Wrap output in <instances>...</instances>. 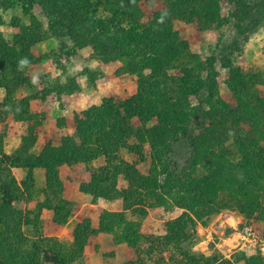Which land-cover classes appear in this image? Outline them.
Masks as SVG:
<instances>
[{"label":"rangeland","instance_id":"obj_1","mask_svg":"<svg viewBox=\"0 0 264 264\" xmlns=\"http://www.w3.org/2000/svg\"><path fill=\"white\" fill-rule=\"evenodd\" d=\"M92 1L93 6L86 12L74 8L78 7L76 5H71L66 12L50 0H0V46L11 54L9 63L5 61L6 64L0 67V80L13 76L17 69L19 83H22L12 92L0 89V133L5 137V154L17 155L18 158L24 156V163H38L46 148L61 149L66 138L74 140L73 147L80 148L78 153L83 157L87 155L85 158L100 153L99 159L91 165L79 163L59 167L64 206L71 214L67 231L59 230L61 225L55 223L53 212V219H50L47 217L50 215L48 209L40 208L46 200L43 193L47 183L45 169L23 167L12 170L19 184L30 173L35 184L30 189V198L15 201L11 209L3 207L0 196V214L4 211L15 223L22 219L28 240L24 245L25 252L30 251L35 241L51 238L55 241L52 244L55 250L64 252L67 248L70 256L74 242L71 235L73 227L89 220L88 210L83 206L98 204V199L93 196L83 193L80 199L76 192L82 193V186L90 183L95 169L108 160L123 168L124 165L131 166L134 171L147 175L153 155L162 154V145L156 140L159 138L157 133L154 139L140 138L139 133L142 129L153 131L160 125L167 126L168 133L179 142L174 144L172 155L164 158L165 163L170 160L172 170L184 175L185 181L177 178L174 191L158 194L155 198L158 205L152 208L140 206L136 208L139 209L136 214L132 209L128 215L141 223L138 234L133 235L135 239L137 235L138 246L131 247L127 254L123 252L120 261H126L124 264H264L259 245L249 235L253 232L264 235V191L261 188L264 178L260 182L255 178L261 186L247 188L249 194L246 196L236 189L231 202L224 199L221 204L197 206L194 210L199 217L180 208L184 200L193 197L190 192L196 191L195 180L187 178L188 174H198L196 170H200V164L193 166L195 159H209L217 170L219 165L232 160L223 151L202 149L200 145V137L210 125L206 112L213 106V102H210L211 106L201 103L202 98L218 95L213 101L220 99L235 109L238 104L229 86L230 69L235 67L249 78L245 81L264 96V83H260L264 81V0H247L249 16L237 25L233 24L234 21L224 23L232 15L239 14L235 4L224 1L220 4L222 22L203 30L195 22L170 16L171 26L162 22L156 25L152 23L154 14L160 15L168 10L167 0H139L138 31L124 21L113 25L115 19L110 1ZM62 2L69 5L67 0ZM238 26L249 30L241 37ZM31 28L35 30L29 34L48 39L38 44L27 42L25 32ZM180 43L187 44L190 53L200 57L204 67L207 66L199 72L194 63L189 69L195 74L189 77L188 85L196 87L198 77L206 81L212 71L217 86L214 96L201 89L199 98L189 96L183 97L185 102L178 100L180 96L175 92L180 91L183 85L180 80L186 78L181 65L184 67L190 61L186 56H173ZM152 52H157V58L162 60V71L149 69L147 59ZM10 93L19 117L4 113L3 107ZM25 100H29V109L24 104ZM104 107H112L119 116L114 113L99 118L97 110ZM109 122L118 124L120 134L117 137L108 134ZM100 132L104 135L101 140L104 138L109 145L106 150L115 159L106 158L105 149L99 143ZM192 132L200 142L191 139ZM166 144L169 148V143ZM233 163L235 170L227 167L236 175L233 181L246 184L237 170L242 163L241 157L236 156ZM40 171L44 174L41 175ZM2 176L9 178L6 170ZM164 177L157 175L160 185L165 183ZM117 180L118 189L127 190L126 176L118 174ZM170 185L168 183V187ZM110 202L118 210L130 208L124 197ZM184 223L188 225L185 231L182 230ZM68 233L69 238L65 236ZM58 234L63 236L58 238ZM150 237H163L165 240L150 246ZM49 246L45 243L41 248L49 249ZM130 257L135 260L128 261Z\"/></svg>","mask_w":264,"mask_h":264},{"label":"trees","instance_id":"obj_2","mask_svg":"<svg viewBox=\"0 0 264 264\" xmlns=\"http://www.w3.org/2000/svg\"><path fill=\"white\" fill-rule=\"evenodd\" d=\"M31 1L34 2L35 0ZM50 1L56 3L59 8L64 9L66 12H68L71 5L78 6L74 8L84 12L91 9L93 6L92 0H67L69 5L62 2L66 0ZM106 1H110L112 16L115 19V21L112 22L113 25H118L121 21H124L128 24L130 23L133 29L138 31L137 27H139V25L136 20L137 18L140 19L139 0ZM147 1L149 2V0ZM224 1L235 4L239 13L232 15V18L226 19L224 23L234 21L233 24L236 23L235 25H237V23L245 22L247 20L249 16L247 0H167V4L170 7L166 12H163L160 15L159 13H155L152 23L158 25V23L162 22L163 25L168 24L167 26H171L170 19L172 18L170 17H173L174 19L182 21L195 22L200 29H207L216 23L222 22L220 4ZM165 15H167V17ZM134 17H136V19H134ZM133 20L135 21L133 22ZM237 29L241 37L249 30L244 26H238ZM33 30L35 29L31 28V30L25 32L28 35L27 42L30 41L33 44H38L48 39L46 37L36 36L34 33L32 35L29 34L30 31ZM174 37H176V35ZM142 42H145V37ZM178 47L177 50L173 52V56L182 58L186 56L190 59L188 64H184V67L181 65L186 78L180 80L183 85L180 87V91L176 90L175 92V94H178V97L180 96L178 100L180 102H185L186 98L189 96H196L199 98L198 91L201 89H206L212 96H214L216 94L217 86L216 77H214L212 71H210L211 76L208 80L201 81V78L198 77V75L197 77L199 78V81L195 84L197 86L191 88L188 85L190 84L191 76L195 74V72L189 68L195 63L194 67L199 69L200 72L207 66L204 67L200 57L190 53L187 44L180 43L178 44ZM0 55V60L3 59L0 61V67H2L6 64L5 61L7 62L8 60H11V54L5 51L4 47L0 46ZM157 56V52H152L147 59L149 69L154 72L163 70V62L158 59ZM7 63H9V61ZM10 66V68L14 69L13 65ZM230 72L231 80L229 81V86L235 93L234 98L238 104L235 109L222 102L220 99H215V101H213L218 95H215L212 98H209L208 96L206 99L202 98V102L200 101L203 104H209L208 106H211L210 102H213L210 111L206 112V116L210 122L209 128H207L204 131L205 133H202V137H200V145H202V149L207 148L215 152L223 151L224 153H227L232 160H228V162L226 161L227 163L225 165H219L217 170L212 166L211 162L208 161L209 159H195L193 166H198L200 164V170H196L198 174H188L187 178L189 177L190 180H195L194 186L196 187V191L190 192L193 197L184 200L181 203L180 206L182 207L180 208L189 211L197 217H199V213L194 210L197 206L202 205L208 207L216 205L218 202L221 204L224 199H230L228 202H231L235 196L233 192H235L236 189L246 196L247 193L249 194V191L246 190L247 188L250 190L252 185H255L256 188L261 186L260 183L257 184L255 178H259V182L264 178V145H262V143H264V96H262L260 92H257L252 84L245 81V79L249 80V78L244 77L243 72L240 69L236 67L231 68ZM14 73L13 76H5L0 80V89L4 88L7 92H10L13 89H17L20 84H22L19 83L17 69ZM260 83H264V81H260ZM11 94L12 93L8 95L3 107V110L5 111L4 113H13L19 117V110L16 109L17 107L16 104L13 103L14 100ZM24 104L27 109H29V100H25ZM97 111L99 112V118H106L110 115L112 116L114 113L116 114V117L119 116L118 112L116 113L117 110L112 109V107L100 108ZM193 119L194 118H192V121ZM107 125L108 134L112 133V137L120 134L117 129L118 124L109 122ZM166 128L167 126L163 127L160 125L159 127L154 128L156 130L142 129L139 133L140 138L143 136V138L149 137L151 139H154V134L157 133L159 138L156 140L162 145L160 146L162 154H158V156L153 155L152 167L147 175H142L139 172L134 171L131 166L124 165L123 168L117 163L108 160L105 165L95 169L91 175L90 183L82 186V193L85 195H91L95 199L103 198L106 200H117L120 197H124L130 205V208H133V211L135 210V214L139 210L136 208H139L140 206L152 208L156 204L158 205L159 203H157L158 201L155 199L158 197V194L163 195L165 191H174L175 189L173 186L178 184L177 178L182 182L185 181L184 175L178 174L176 170H172L170 160L165 163L164 158L172 155L174 144L179 142L176 137L174 138L168 133L167 130L169 129ZM99 134V143L103 150L105 149L106 158L112 160L115 159V156H111V152L106 150V148L109 147L107 141H105L104 138L101 140L104 135L101 132ZM191 139H194V142H200L199 137L195 136L193 132L191 133ZM4 140L5 137L0 133V196L3 199V207L11 209L15 201L27 200L30 198V189L32 188L33 183L35 184L33 174L31 173L24 182L19 184L12 175V169H20L23 167H27L31 170L35 168L45 169L47 183L43 193L46 196V200L40 205V208L52 210L54 212L55 223H58L61 226L67 224L71 214L69 209L64 206L66 202L63 201L64 191L63 185L59 180V167L63 165L72 166L79 163L91 165L94 160L99 159L100 153H95L94 156H91L92 153H90L91 157L85 158L87 155L83 157L82 154L80 155V153H78L80 148L73 147V143H75L74 140L66 138L63 140V146L61 149H55L52 147L46 148L38 163H30V161H25L26 163H24V156L23 158H18L17 155L10 156L5 154L3 150ZM166 143H169V148L166 146ZM230 148L234 151H231ZM236 156L241 157L242 160V163L237 166V170L246 180V184L243 185L233 181V179H235L234 176H236L233 171L236 166L233 163L235 162ZM227 167H230L233 170H227ZM3 168L5 169L3 170ZM5 170L8 172V179H5L2 176ZM159 173L161 176H165V183H163V185H160V182L157 179V175L160 176ZM118 174H124L126 176L129 184L127 190L120 191L118 189ZM263 181L264 180H262L261 188L264 191ZM168 183L171 184V187H168ZM155 189H157V192ZM56 203L58 205H56ZM142 216L144 215H141V217ZM129 218L130 217L126 213L114 214L105 212L101 216L99 231L92 229L89 220L77 225L73 233V251L69 256L68 253L70 251H68L69 249L67 248L64 249V252L55 250L54 246H52L55 241L51 238H44V241L41 239L39 242L35 241V243L32 244L30 251L25 252L24 245L28 243V240L23 231L24 223L22 219H19L16 223L12 222L9 215L3 211L0 214V264H85L84 249L88 237L90 235H95L98 232H111L116 237V242L123 241L130 247L137 248V235L136 239L133 235L138 234V229L140 228L141 223H139V221L131 222ZM187 229L188 225L184 223L182 230L185 231ZM161 239L165 240L163 237H150L148 241H150V246H153ZM45 243L50 245L49 249L44 247L41 248ZM161 243L163 245V241ZM155 247L159 248L158 246ZM49 255H51V257H49ZM136 263L137 262H132L130 264Z\"/></svg>","mask_w":264,"mask_h":264},{"label":"crops","instance_id":"obj_3","mask_svg":"<svg viewBox=\"0 0 264 264\" xmlns=\"http://www.w3.org/2000/svg\"><path fill=\"white\" fill-rule=\"evenodd\" d=\"M9 131H11V129ZM9 131H8V134H11V132ZM40 174L43 175L44 173L40 171ZM81 194L83 195V193H80V191L76 192V195L80 199L82 198ZM101 201H104L106 203L100 204L99 202ZM110 201L112 200H106V199L100 198L97 201L98 204H87L83 206L86 211L88 210L89 214L87 215V218L89 219L93 230H96V231L100 230L101 216L105 212L114 213V214L126 213L128 215L133 209V208H129V209L126 208L123 210H118L116 209V205ZM84 209H82V212ZM47 211H48V214H50V215H47V217L50 219H53L52 214L54 212L49 209ZM149 214L151 215V212ZM128 216L130 217L129 220L131 222H135L133 221V218L131 217V215H128ZM70 224L71 223L65 224L66 225L65 228H63V226H60L58 228L59 230L67 231V227ZM74 229L75 228L73 227L72 233H71L73 239H74L73 237ZM62 236L63 234L56 235V237L58 238H61ZM65 236L69 238V233ZM128 246L129 245L126 242H123V241L116 242V237L111 232H98L95 235H90L88 237V240H87V243L84 249L85 264H124L126 261H120V257L122 256L123 252H125L126 254L131 252V247H128ZM130 255L132 254L130 253ZM134 260L135 258L133 257L132 258L130 257L128 259V261L130 262Z\"/></svg>","mask_w":264,"mask_h":264},{"label":"built area","instance_id":"obj_4","mask_svg":"<svg viewBox=\"0 0 264 264\" xmlns=\"http://www.w3.org/2000/svg\"><path fill=\"white\" fill-rule=\"evenodd\" d=\"M251 240L254 241L256 245H259L263 255H264V235L258 232L249 233Z\"/></svg>","mask_w":264,"mask_h":264}]
</instances>
